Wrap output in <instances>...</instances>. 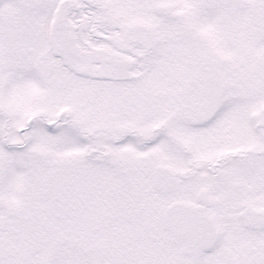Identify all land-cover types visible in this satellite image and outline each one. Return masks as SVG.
<instances>
[{"label":"snow or ice","instance_id":"1","mask_svg":"<svg viewBox=\"0 0 264 264\" xmlns=\"http://www.w3.org/2000/svg\"><path fill=\"white\" fill-rule=\"evenodd\" d=\"M0 264H264V0H0Z\"/></svg>","mask_w":264,"mask_h":264}]
</instances>
